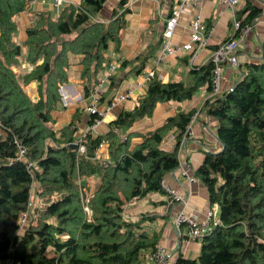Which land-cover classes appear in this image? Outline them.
Returning a JSON list of instances; mask_svg holds the SVG:
<instances>
[{
	"label": "trees",
	"instance_id": "1",
	"mask_svg": "<svg viewBox=\"0 0 264 264\" xmlns=\"http://www.w3.org/2000/svg\"><path fill=\"white\" fill-rule=\"evenodd\" d=\"M28 1L0 0V264L6 260L10 264H140L160 236L144 225L150 216L128 218L125 205L151 192L166 193L163 179L179 167V146L184 136L190 137L185 135L186 128L196 109L179 110L157 129L142 134L143 140L132 149L131 133L122 139L113 129L106 136H88L87 156L78 154L71 146L76 140L74 121L58 131L49 125L55 122L52 112L61 100L59 85L67 79L70 53L80 57L84 75L102 65L110 42H120L128 0H119L121 10L115 11L108 24L91 19L105 0L70 3L57 18L40 16L27 28L24 42L34 68L22 74L13 69L23 53L14 39V17ZM262 11L246 0L238 16L243 23L252 22ZM74 33L72 38L60 39ZM261 45L260 55L245 63L230 89L211 96L202 107L217 119L222 147L207 150L195 173L206 185L210 203L218 205L221 223L202 237L197 257L179 255L175 264H264V40ZM40 58L43 61L37 63ZM191 68L193 85L150 80L139 104L123 111L112 121L114 125L126 131L135 121L151 116L158 102L191 98L204 83L210 89L213 62ZM30 79L44 84L38 100L24 89ZM171 131L176 145L167 149L163 141ZM14 134L38 163L35 191L43 196L29 210L20 232L19 218L27 208L31 176L24 160L15 158ZM104 137L110 141L111 160L102 166L93 156ZM94 174L102 181L89 198V217L77 177Z\"/></svg>",
	"mask_w": 264,
	"mask_h": 264
},
{
	"label": "crops",
	"instance_id": "2",
	"mask_svg": "<svg viewBox=\"0 0 264 264\" xmlns=\"http://www.w3.org/2000/svg\"><path fill=\"white\" fill-rule=\"evenodd\" d=\"M68 1L75 5H80L82 0ZM251 1L252 5L263 8L261 0ZM178 3V0L127 1L124 7L127 10L125 14L126 23L119 33L120 42L118 45L110 42L107 49L109 53L114 54L107 60H118L120 65L106 83L105 92L103 93V104L108 106L112 96L126 92L128 89H132V95L130 98L108 108L104 122L96 128V135L102 134L106 136L109 130L117 128L112 121L116 120L123 111L132 110L139 104V98L146 93L149 82L137 83L142 81L141 74L145 70L148 68L154 69L160 76L157 79L159 78L163 82L182 81L187 85H193L196 81L195 74L191 71L192 65H199L200 67L208 63L218 43L234 36L235 29L232 25L233 15L231 8L225 6L221 0H199L189 6H185L181 10L172 41L174 44H183L189 41V22L193 16L199 14L203 19L205 30L208 27L214 28L208 44L202 47L194 56L191 55L192 52L184 51L177 54H163L159 60L157 54L165 20ZM245 4L246 0H240L238 11ZM119 10H121L119 0H108L99 13H103L108 19L113 17L115 11ZM47 14H50L52 18H57L60 15L53 6V0H29L27 7L15 15L17 33L14 39L15 42L23 47L19 65L13 66V69L17 72L29 74L32 71V68L28 67V63L24 62L25 59H23L27 58V47L24 45L28 37L27 28L35 19L38 20L40 16ZM260 16L264 18V13ZM263 40L264 26L259 21L241 45L239 65L237 67H224V80L222 82L224 91L230 89L234 82L240 78L245 63L256 59L260 55L261 42ZM108 52L107 56L109 55ZM104 54L106 55V53ZM105 55L104 57H106ZM124 62L126 63L124 64ZM22 65L27 68L22 67ZM84 67L85 65L80 60V57L70 53L69 65L66 67L67 79L59 85L61 100L57 108L52 112L55 122L49 123L54 131L60 130L65 123L74 121V127L77 128L75 134H77V132H81L87 127L91 119V115L86 110V106L91 101L90 85L95 74L99 76L105 69L100 71L99 68L95 69L93 67L90 75H84ZM36 80H27L24 88L33 98L37 97L39 99L44 94V84ZM211 96L213 95L208 83H204L198 87L191 98L182 101L158 102L151 116H145L135 121L126 131L124 130L125 132L123 131L127 134L131 133L130 148L132 149L143 140L142 134L157 129L168 117L175 115L179 110L189 111L196 109L200 112L193 125V132L184 146L186 151L184 157L186 164L189 166V174L195 177L194 182H190L187 177H184L180 168L168 172L164 177L166 183L171 184L179 193L187 196L188 204L185 210L200 218L205 216L212 204L210 203L206 185L195 172L203 162L207 150L217 151L222 147V143L218 140L216 134L217 119L207 114L205 109H201L207 99H213ZM175 139L176 135L172 134V131L169 132L163 141V147L173 149L176 145ZM50 142H53V140ZM126 204L128 208H126L125 216H130L128 218L135 220L145 215L150 216L149 218L147 217L144 225L149 228L150 232L155 231L158 233L160 236L159 242L167 246L171 261L175 263L179 255L189 258H195L199 255L202 239H180L175 233L171 219L182 205L172 203L166 193L151 192L145 197L135 199ZM144 264L152 263H149L145 258Z\"/></svg>",
	"mask_w": 264,
	"mask_h": 264
},
{
	"label": "built area",
	"instance_id": "3",
	"mask_svg": "<svg viewBox=\"0 0 264 264\" xmlns=\"http://www.w3.org/2000/svg\"><path fill=\"white\" fill-rule=\"evenodd\" d=\"M108 0H105L107 2ZM179 3L176 5L168 14L165 25L162 31L161 39H160V47L158 49V59L160 60L163 54H177L182 53L184 51L192 52L191 55L194 56L197 52L208 44L211 34L213 33L214 28L208 27L205 30V25H203V19L201 15L196 14L189 22L190 26V40L183 44H174L172 41V37L175 32V28L179 22V18L181 15V10L185 6H189L199 0H178ZM221 2L231 8L232 10V25L235 29V34L232 37H229L218 43L214 51L212 52L210 60L213 62L212 74L210 78V86L211 92L214 96L222 95L225 91L223 89L222 82L224 80V67L225 66H233L237 67L239 65V52L241 45L248 37V35L254 30L257 22H262L264 26V18L261 16L256 17L252 22L243 23V20L238 16V8L240 4V0H221ZM68 0H53V6L57 12H60L63 7L68 5ZM263 13H264V0H261ZM92 16V15H91ZM120 65L117 61L111 60L109 63L105 64L104 71L101 75H99L96 80L93 82L90 88L91 101L86 106L87 112L91 115V119L87 125V127L81 131L80 136L73 141L77 143V153L78 154H86V147L88 136H95L96 128L99 124L103 123L105 117L108 113V108L113 106L114 104L130 98L132 95V89H128L126 92L117 94L112 96L110 102L107 104L104 103L103 93L105 92V86L109 79V77L115 72L117 67ZM22 67H26L22 65ZM142 81L137 82L138 84H143L148 82L154 78L160 77L154 69L148 68L142 74ZM159 79V78H158ZM199 111L196 110L190 119V122L186 128V134H192L193 125L199 116ZM1 126V121H0ZM118 132L119 136L122 139L126 138L125 133L120 128L114 129ZM1 133V131H0ZM16 148V159L24 160L27 169L31 176V191L30 197L27 202V208L20 215L19 224L20 229L19 232L26 226V223L29 218V210L33 206L36 201H42L43 196L37 195L35 191L36 186V178H35V169L37 166V161L30 158L29 148L26 143H24L17 134H14ZM185 136L181 141L179 146V157L180 164L179 167L181 169V174L184 177H187L190 182H194L195 177L189 174V166L186 164V160L184 157V146L187 142ZM110 141L107 137L102 138L95 147L93 159H99L101 154L105 152L106 149H109ZM107 165V164H106ZM163 186L166 191V194L169 198L176 203L182 205L181 208L175 212L173 218L171 219L172 227L175 230V233L181 238H186L188 240H198L202 239V237L210 234L215 225L221 223L220 217L216 216L217 204L212 205L206 212L203 218L196 216L195 214L188 212L185 210L186 205L188 204V198L182 193H179L174 186L168 184L163 179ZM83 197V205L84 210L87 215L90 217L92 215V208L89 204L90 197ZM84 198H86L84 200ZM146 260L152 264H175L171 261V255L168 251L167 246L158 242L155 248L148 252L146 255ZM10 260H6L2 264H10Z\"/></svg>",
	"mask_w": 264,
	"mask_h": 264
},
{
	"label": "rangeland",
	"instance_id": "4",
	"mask_svg": "<svg viewBox=\"0 0 264 264\" xmlns=\"http://www.w3.org/2000/svg\"><path fill=\"white\" fill-rule=\"evenodd\" d=\"M70 3H72V2H69L68 4H70ZM36 5H38V4H36ZM66 6H68V5H66ZM62 11V10H61ZM61 11L59 12V14L61 13ZM91 19L93 20V21H95V22H99L100 24H102V23H104V24H108V22L111 20V18H108L107 19V16L106 15H104L103 13L102 14H100L99 12L97 13V14H95V15H92L91 16ZM36 20V19H35ZM35 20L31 23V25H33L34 23H35ZM75 36V33L74 34H72V35H62V37L60 38V39H62V38H72V37H74ZM107 52H108V50L106 51V52H104V53H106V57H104L103 59H104V61L103 62H101L102 63V65H98L97 66V68H99V70L100 71H103V63H105V64H107V63H109L111 60H107V58H111L112 56H114V54H111V53H109V55L107 56ZM23 59H25V61L24 62H26V63H28V67H30V68H33V66H34V64H32L31 62H29L28 60H27V58H23ZM41 59V60H40ZM39 60H38V62L37 63H41L42 61H43V58H40ZM115 61H117L118 62V64H119V61L118 60H115ZM21 65V64H20ZM94 66V65H93ZM101 66H102V68H101ZM27 68V67H26ZM14 71H16V70H14ZM142 72V71H141ZM140 72V73H141ZM101 73V72H100ZM97 76L98 75H96L95 74V76H94V78H93V82L96 80V78H97ZM33 80V79H32ZM34 80H36V79H34ZM37 81V80H36ZM93 82H92V84H93ZM92 84L90 85V87L92 86ZM25 89V88H24ZM212 95H213V93H212ZM30 97L31 98H33L31 95H30ZM33 100H38V98L36 97V98H33ZM203 107V106H202ZM202 109V108H201ZM200 109V110H201ZM71 123V122H70ZM67 124H69V122H67V123H65V125H67ZM64 125V126H65ZM118 133V132H117ZM80 134H81V132H77V134H75L76 135V139L78 138V136H80ZM51 141V140H50ZM54 144V143H53ZM86 156H87V154H85ZM93 160V159H92ZM111 160V153H110V149H106L105 150V152H103L102 154H101V157L99 158V159H96V160H94L95 162H97L99 165H102V166H105L106 164H108V162ZM77 183L79 184V186H80V190H81V192H83L84 193V197H91L92 196V193L95 191V189L97 188V186H98V183H101V181H102V179H101V177L99 176V175H96V174H94V175H83V176H78L77 177ZM85 183V184H84ZM37 193V192H36ZM37 195H39V196H42V195H40V193H37ZM86 197V198H87ZM86 198H84V200L86 199ZM135 199H138V198H133V199H131L130 201H133V200H135ZM129 201V202H130ZM129 202H127V203H129ZM126 208H128V206H127V204L125 205V215H126ZM216 216H218V217H220V209H219V207H217V211H216ZM126 217H130V216H126ZM139 218V217H138ZM138 218L137 219H135V220H138ZM144 257V256H143ZM146 258V257H145ZM145 258H142V261H141V264H144V260H145Z\"/></svg>",
	"mask_w": 264,
	"mask_h": 264
},
{
	"label": "water",
	"instance_id": "5",
	"mask_svg": "<svg viewBox=\"0 0 264 264\" xmlns=\"http://www.w3.org/2000/svg\"><path fill=\"white\" fill-rule=\"evenodd\" d=\"M218 138V137H217ZM219 140V139H218ZM220 141V140H219ZM72 148H73V150H75L76 148H77V143L76 142H73L72 143ZM74 153H75V151H74Z\"/></svg>",
	"mask_w": 264,
	"mask_h": 264
}]
</instances>
